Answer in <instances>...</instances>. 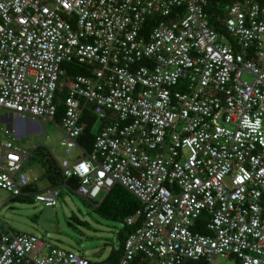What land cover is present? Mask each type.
<instances>
[{
  "label": "built area",
  "instance_id": "2783aa9c",
  "mask_svg": "<svg viewBox=\"0 0 264 264\" xmlns=\"http://www.w3.org/2000/svg\"><path fill=\"white\" fill-rule=\"evenodd\" d=\"M207 4L0 0V109L47 124L57 114L62 64L92 72L74 76L63 101L61 145L85 156L54 160L61 186L77 178L87 201L118 184L141 203L126 221L141 217L142 225L115 264L137 255L151 264H219L218 256L264 264V3L227 5L217 27ZM87 106L106 123L89 153L78 142ZM30 157L0 134V189L55 206L61 186L29 189ZM202 215L206 234L193 229ZM0 264L90 260L0 221Z\"/></svg>",
  "mask_w": 264,
  "mask_h": 264
},
{
  "label": "rangeland",
  "instance_id": "374dc122",
  "mask_svg": "<svg viewBox=\"0 0 264 264\" xmlns=\"http://www.w3.org/2000/svg\"><path fill=\"white\" fill-rule=\"evenodd\" d=\"M243 78L249 82L252 77L245 74ZM63 83V80H62ZM7 111L0 109V117ZM15 114V113H14ZM24 137L16 140L21 149L31 153V157L24 164V171L36 191H42L50 184L46 176V162L48 159L57 161L68 160L73 162L85 155L80 148H73L70 155L65 154L61 145L65 135L62 130V118H55L48 122L36 118L42 126V133H29L27 131V118L25 116ZM98 120L94 130L100 126ZM5 125L0 124V134L3 136ZM2 128V129H1ZM60 196L55 206H46L42 202H21L11 199L10 193L0 189V221L15 232L34 234L45 242L65 250L84 254L89 260L103 261L110 251L119 244L118 232L123 224L103 219L96 211L95 202L84 199L77 190L60 187ZM105 192L96 198L99 203L104 199ZM45 252L42 253V256ZM219 264H241L234 256H218Z\"/></svg>",
  "mask_w": 264,
  "mask_h": 264
},
{
  "label": "trees",
  "instance_id": "16d2710c",
  "mask_svg": "<svg viewBox=\"0 0 264 264\" xmlns=\"http://www.w3.org/2000/svg\"><path fill=\"white\" fill-rule=\"evenodd\" d=\"M207 11L212 14V25L217 27V24L214 23L216 17H220L224 12V8L227 5H232L235 3L242 2L244 0H207ZM258 2L264 3V0H257ZM156 24L154 19H148L146 26L148 28L154 26ZM62 68L65 70V76L63 77V84L59 87L56 93V102L58 105L57 114L54 117L61 119L64 110V98L67 96L68 86L74 76L78 74L82 75H90L92 72L89 67L86 65L79 64L77 62H67L62 64ZM98 121V118L93 114L91 106H87L83 108L81 115V124L84 126V130L82 135L79 137L78 142L80 146L86 151L90 152L93 148L95 135L97 132L103 128L106 123L104 121H100V126L98 130L95 132L94 127ZM46 176L50 187L52 186H61L64 184V178L62 173L56 163V161L52 159H48L46 162ZM66 184L71 187V189L76 190L79 187V180L77 178H70L66 181ZM49 188V187H48ZM29 189L36 191L33 187V183L30 182ZM21 202H33L32 198H18ZM95 206V211L105 220L119 222L123 224V228L118 232L119 236V244L116 248H113L108 257L103 261H91L90 264H115L119 262L123 254L124 248V240L128 237V235L134 231L136 228L142 225V218L136 217L132 224H128L126 219L130 216H135L138 209L141 208V203L139 200L133 196L128 190L124 187L116 184L111 190L104 196V199L97 203ZM206 221L207 218L205 215H202L201 218L196 222V225L193 227L195 231L206 234ZM47 243V242H46ZM49 244V243H47ZM51 245V244H49ZM53 246V245H52ZM132 264H151L150 260L146 258L144 255H137L134 262ZM185 264H205V260H189Z\"/></svg>",
  "mask_w": 264,
  "mask_h": 264
},
{
  "label": "crops",
  "instance_id": "0c3cea01",
  "mask_svg": "<svg viewBox=\"0 0 264 264\" xmlns=\"http://www.w3.org/2000/svg\"><path fill=\"white\" fill-rule=\"evenodd\" d=\"M7 111V110H5ZM27 118V131L31 134L33 133H42V126L33 118L26 116ZM25 117L14 114L10 111H7L4 115L0 117V124L5 125V129H11L10 135H1L3 139H9L14 141L16 144V140H19L24 137V129H25ZM43 119V118H42ZM45 120V119H44ZM46 123V122H45ZM48 124V123H47ZM47 124L46 128H47ZM2 129V128H1ZM17 145V144H16ZM18 146V145H17ZM21 148V147H20ZM96 202V201H95ZM84 256V254H81Z\"/></svg>",
  "mask_w": 264,
  "mask_h": 264
}]
</instances>
